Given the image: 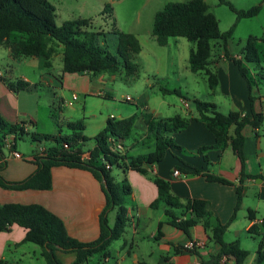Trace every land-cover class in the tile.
Returning a JSON list of instances; mask_svg holds the SVG:
<instances>
[{
    "label": "trees",
    "instance_id": "1",
    "mask_svg": "<svg viewBox=\"0 0 264 264\" xmlns=\"http://www.w3.org/2000/svg\"><path fill=\"white\" fill-rule=\"evenodd\" d=\"M219 2L221 5L229 6L237 14V22L256 17L261 11V5L246 11H238L226 0ZM112 14V7L108 5L102 16L108 18L112 17ZM55 17L56 8L49 0H0V48L12 46L15 57L38 58L42 61L43 67L49 69L59 48L62 47L63 74L92 73L115 76L123 70L128 77L137 75L139 68L135 59L141 53L142 47L134 34L114 29L117 46L113 54L107 46L105 32L93 30V19L70 20L59 26ZM236 26L237 23L223 33L218 19L210 12L204 0L168 3L156 13L154 18L153 35L159 46L166 47L171 38H184L192 44L189 55L190 70L194 74L205 73L211 90L215 91L220 84L217 73L212 68L218 52L239 68L248 84L252 107L251 118L234 111L223 114L214 103L193 99L197 112L196 120L202 122L215 137L213 146H204L196 151L206 162H209V151H224L231 148L244 165V130L251 127L257 131L264 124V113L256 111V102L259 99L253 96L249 70L244 64V62L260 64L256 47L257 39L255 37L248 39L241 58L231 57L229 42ZM16 33L24 38L12 44L11 36ZM8 87L17 93L35 90L39 85L18 80ZM160 90L164 94H175L188 100L180 90L164 87ZM144 119L148 137L153 139L155 149L143 156L128 157L118 149V146L124 145L130 137L135 116L120 120L109 118L104 130L90 139L84 135L86 126L83 121L68 122L66 126L70 134H39L31 132L26 122L9 125L0 115V188L13 191H48L53 186V170L66 167L89 171L101 183L106 198V206L100 217L99 237L93 242L85 243L71 237L64 222L40 204H0V232L14 225L24 229L26 232L24 243L39 246L42 250L41 256L47 264H63L57 257L58 252L75 254L76 259L73 264H88L96 255H100L102 260L111 258L110 248L113 242L120 240L130 226L131 218L125 199L132 193L127 179L118 182L113 177V169L117 168L124 173L133 170L147 175L150 172L145 166L159 165L164 162L168 153L173 151L185 152L176 143L174 135L186 130L192 117L176 115L162 119L147 112L144 114ZM231 129L233 134L230 132ZM26 135L30 136L36 147L45 141L51 142L53 147L43 149L41 152L42 148H40L33 154L34 163L38 168L31 177L19 183L9 182L1 174L7 164L4 156V141L12 137L10 151H15L18 139ZM90 141L93 142V147L86 151L84 148ZM193 174L203 175L209 182L232 184L226 179L203 173L196 168H193ZM242 175L248 179L256 178L243 172ZM153 181L158 189V198L151 205L153 209L164 206L170 224L188 236L191 229L197 225L211 230L212 240L221 246V252L215 258L216 264H219L223 257L233 259L236 264H245L249 252L244 250L238 241L228 244L223 240L229 225L236 219L243 204V179L236 187V206L231 220L228 224L217 225L213 223L214 216L208 201L197 199L182 201L173 195L169 182L157 175L153 176ZM114 209L117 215L115 224L111 228L108 215ZM176 210L185 211L184 218L176 216L174 214ZM248 218L250 220L256 218L253 210L248 211ZM162 225L163 223L159 224V234ZM259 229L263 234L259 233ZM250 233L262 236L255 264H264V219L260 228L253 226ZM0 264L9 263L0 261Z\"/></svg>",
    "mask_w": 264,
    "mask_h": 264
},
{
    "label": "crops",
    "instance_id": "2",
    "mask_svg": "<svg viewBox=\"0 0 264 264\" xmlns=\"http://www.w3.org/2000/svg\"><path fill=\"white\" fill-rule=\"evenodd\" d=\"M23 38L21 35L18 37L13 34L11 43L14 44ZM137 38L142 47L140 56L144 53L145 46L141 38L139 36ZM171 39L164 48L170 46ZM153 44H158L155 37L150 41V49H153ZM11 47L3 46L0 48V61L17 65L23 64L32 73L21 72L20 78H17V80L31 84L42 83L43 86L50 89L55 88L59 84L62 90L76 88L79 91H83L85 96H110L109 93L104 92L106 89L104 75L106 74H77L80 77H72L74 74H63L62 47L59 48V52L56 55L62 57V65L58 67L57 72H55L54 63H52V67L49 70H46L42 61L38 58L15 57ZM229 52L231 57L241 58V54L239 56L230 49ZM161 54L166 56V53ZM214 59L212 68L219 78V90L222 95H214L210 102L214 103L223 114L234 111L251 118L252 107L249 88L239 68L232 61L227 60L223 54L219 55V52ZM167 60L169 62V59L161 58L156 60V63L160 67L162 65L166 67L168 64ZM2 67L0 65V115L9 125L26 122L27 127L32 131L39 126L38 119L41 111L51 109V105H54L53 99L57 95H53L51 98L50 95H28L22 91L17 93L11 91L8 86L12 82L7 80V76L4 75L5 72L1 71ZM151 73L159 76L163 75V72L158 68L151 70ZM88 77L89 79H86ZM87 83L88 86H86ZM151 87L154 88L155 85L152 84ZM161 87L163 86H158L159 89ZM73 96H77V101H79L77 93H73L72 98ZM191 96L192 100H202L198 95ZM253 96L259 99L256 102V111L264 113V97L261 95ZM181 100L187 108L186 115H191L192 119L188 128L175 134L174 137L176 143L185 152L173 151L168 153L164 162L159 165L145 166L150 172L147 175L133 170L127 173L120 170L122 173L121 181L127 179L132 188L131 195L125 199L131 222L125 235L120 240L115 241L116 243L113 242L111 248H114V244H118L116 251L113 253L110 248L111 258L103 260V264H216L215 258L221 252V246L212 240L211 230H206L202 225H197L191 229L190 236H188L170 224L165 214L166 208L164 206L159 209L151 207L152 203L158 198V189L153 181L154 175L169 182L173 195L182 201L194 199L208 201L214 216V225L218 223L228 224L231 220L236 206V187L241 184V179H243L244 200L240 211L246 209L248 213L249 210H253L256 218L250 220L247 215L242 217V221H240L239 211L236 219L226 231V233L230 232L231 238L228 241L225 240L227 236L225 233L223 240L228 244L238 241L242 247V235H244L246 240H249L248 235H251L253 241L256 238L253 237L256 235L250 233V229L253 226L260 228L261 221L264 219V130H262L264 127L257 131H254L251 127H247L244 130V165L231 148H227L224 151H209V162H206L204 157L197 154L196 151L204 146H213L215 137L202 122L196 120L197 114L191 112L190 104L188 103L189 99L184 100L181 98ZM125 101L134 102L133 99L132 101L125 99ZM135 103L141 111V117L138 119L142 124V135L139 138L133 136L137 114L133 112L129 114L130 116L121 118L125 119L135 116V123L130 137L124 145H119L121 147L120 150L128 157L143 156L153 152L155 149L153 139L148 137L144 119L148 106L141 102ZM62 106H66V102L64 103L63 100L60 108ZM112 117L116 119L113 115ZM155 117L160 118L159 114H156ZM30 123H34V125H30ZM230 132L233 134V129ZM59 133L63 134L62 131ZM8 139H12V137ZM4 142V156L7 164L1 172L2 176L13 183H19L31 177L38 168L33 160V154L38 150L35 149L32 156L25 158L18 152L16 145L15 151L22 158H14L11 156L10 147L6 146V140ZM51 147L53 145L49 148ZM40 148L46 149L42 145ZM193 168L199 169L203 173L219 176L232 184L224 185L217 182H209L205 176L193 174ZM175 171H179L181 175L175 176ZM242 172L245 175L256 178L248 179L243 177ZM52 177L53 186L48 191H13L0 188V204H40L64 222L71 237L85 243L97 240L100 233V217L106 206V198L101 183L89 171L66 167L55 168L52 172ZM249 196L254 197L256 200L255 209L245 204V199ZM260 211H263L262 216H260ZM174 214L184 218L185 211L176 210ZM160 223H163V225L159 234ZM259 233L263 234V231L259 229ZM25 235V230L15 225L6 231L0 232V261L9 264H26L28 261L33 262L35 259L42 257V250L38 251L33 247H28L32 243H24ZM261 238L262 236H260ZM189 241H198L203 244V247L196 252L185 251L182 246ZM259 243L257 246L248 244L249 248H244V250L249 252L245 264H255ZM57 257L63 264H73L76 259L75 254L62 252H58ZM228 263L236 264L233 259L226 257H223L219 262V264Z\"/></svg>",
    "mask_w": 264,
    "mask_h": 264
},
{
    "label": "rangeland",
    "instance_id": "3",
    "mask_svg": "<svg viewBox=\"0 0 264 264\" xmlns=\"http://www.w3.org/2000/svg\"><path fill=\"white\" fill-rule=\"evenodd\" d=\"M56 8L55 21L57 25L61 26L64 22L77 19H93V30L104 31L106 36V43L109 50L115 54L117 46V37L113 34V30H120L125 33L135 34L139 36L145 46L144 53L140 56L137 55L135 63L138 65V73L136 76L128 77L125 73L120 71L115 76L104 75L106 79L105 93H109V97L104 96H85L83 91L76 88L62 90L58 84L55 88L50 89L38 83L39 87L31 91H22L28 95H57L53 99L54 105L48 111H41L39 117V126L31 132L43 134H70L67 128V123L83 121L86 126L84 135L88 138H94L102 132L106 126L109 118L116 117L121 119L124 116H130L133 112L137 114V121L134 126L133 136L139 138L143 133L141 121V111L137 108L135 102L145 103L148 106V113L156 116L159 114L160 118L165 119L168 117H175L176 115L187 116V108L183 104L181 98L175 94H164L158 86H163L170 90H180L182 95L189 97L188 103L190 104L191 112L197 114L195 105L191 95H198L202 100L210 102L214 95H222L219 87L213 91L211 90L208 82V77L205 73L194 74L189 69V55L192 44L184 38L171 39L170 46L167 48L160 47L158 44H153V49L149 48L153 35L154 18L157 12L161 11L168 3L171 2H189L192 0H49ZM209 6V10L213 13L220 23V30L225 33L229 31L236 23L232 39L229 42V49L235 54L239 55L245 49L247 41L250 37H255L256 47L260 56V64L246 63L245 66L249 70V76L253 85V95H261L264 97V0H226L235 10H249L253 7L261 5L260 13L253 18L242 19L237 22V14L226 5H221L219 0H204ZM112 7V17L104 18L102 13L106 6ZM18 37L20 34L16 33ZM166 53V56L161 54ZM217 54V52H216ZM169 59L167 66L160 67L156 60ZM172 62V64H171ZM54 63L55 72L58 67L62 65V57L56 56L52 60ZM2 72L7 76V80L15 84L20 78V73L24 72L32 74L31 70L23 64H15L11 62H2ZM159 69L163 75H155L151 73L153 69ZM49 70V69H46ZM215 72V70L213 69ZM255 74V75H254ZM72 77H80L74 74ZM93 77V76H90ZM86 79H89L86 78ZM155 87L152 88L151 85ZM88 86V83L87 85ZM73 93L79 95V101L73 102L72 106H62L63 102H70ZM87 95V94H86ZM130 97L134 102H126L125 99ZM212 103V102H211ZM86 105V106H85ZM141 109V108H140ZM130 112V113H127ZM54 125V126H53ZM264 127V124H263ZM60 130V131H59ZM264 130V128L262 129ZM52 132V133H50ZM42 147H49L51 142L45 141L41 143ZM40 145V146H41ZM129 145V142H128ZM32 142L30 136L18 139L17 149L18 152L25 158L32 156L33 152L39 150ZM93 142H89L84 148L86 151L92 149ZM113 177L121 181L122 173L119 169L114 168L112 171ZM256 200L254 197L249 196L245 199V204L248 207L255 209L254 204ZM263 211H260L262 216ZM117 211L114 209L109 212V225L112 228L116 221ZM246 209L240 211L239 219L247 216ZM225 240L231 238L228 231ZM249 240H246L242 235V248H249L250 244L255 246L261 241L260 236L256 235L255 240H252L251 235H248ZM148 238V237H146ZM116 243V242H115ZM149 243V240H148ZM153 243V242H151ZM249 244V245H248ZM111 251L114 253L118 244H114ZM149 245V244H144ZM28 247H33L38 251L41 248L34 244H29ZM40 253V252H39ZM26 264H47L45 259L39 257L33 262ZM88 264H103L100 255L94 256ZM233 264V263H228Z\"/></svg>",
    "mask_w": 264,
    "mask_h": 264
},
{
    "label": "built area",
    "instance_id": "4",
    "mask_svg": "<svg viewBox=\"0 0 264 264\" xmlns=\"http://www.w3.org/2000/svg\"><path fill=\"white\" fill-rule=\"evenodd\" d=\"M126 100L127 101H132V98L127 97ZM75 101H77V96H73V98L71 99L70 102H68V103L66 102V106H68V105L69 106H72L73 105V102H75ZM111 118H113V117H111ZM6 146H8L10 148L12 147V139H7L6 140ZM118 149L120 150L121 147L118 146ZM41 151H43V149H40V152ZM11 156L14 157V158H19V159L22 158V156L19 153H17L16 151H12ZM174 175L175 176H180L181 174H180L179 171H175L174 172ZM201 247H203V244L200 243V242H198V241H189V242L185 243L184 246H183V248L185 249V251H188V252L193 251L195 249H199Z\"/></svg>",
    "mask_w": 264,
    "mask_h": 264
}]
</instances>
